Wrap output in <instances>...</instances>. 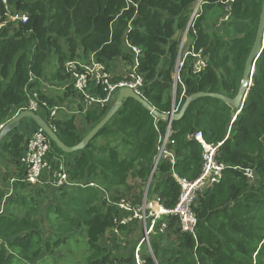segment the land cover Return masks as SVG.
Returning a JSON list of instances; mask_svg holds the SVG:
<instances>
[{"label": "trees", "instance_id": "trees-1", "mask_svg": "<svg viewBox=\"0 0 264 264\" xmlns=\"http://www.w3.org/2000/svg\"><path fill=\"white\" fill-rule=\"evenodd\" d=\"M199 1L8 0L12 11L25 13L28 19L9 21L0 29V130L27 107L34 92L51 108L78 101L65 68L69 60L85 61L94 56L109 69L118 59L133 65L127 42L143 50L139 72L145 80V99L160 112H168L174 98L181 39L177 34L186 29ZM263 1L202 0L188 39L195 42L197 51L203 50L208 65L195 74L192 57L187 58L180 72L182 83L176 87L177 101L185 90L180 108L188 96L201 91L229 98L237 95ZM4 12L0 0V16ZM227 15L230 20L222 22ZM51 64L55 68L47 73ZM45 83L64 84L66 88L54 95ZM80 111H84L82 105ZM107 111L108 107L88 109L85 120L91 127L86 131L78 127L76 116L51 118L49 111L40 114L61 141L74 146ZM166 128L167 121L157 119L138 101L125 99L110 122L81 151L65 153L50 139V168L42 172L41 182L31 184L24 179L28 167L22 158L31 135L39 128L33 123V129L25 133L15 126L0 142L2 181L8 182L7 187H0V264H62L66 255L54 257L59 246L67 247L83 237L89 249L76 264H114L109 247L113 227L131 234L140 221L117 225L115 218L122 213L107 203L103 192L122 187L134 203L142 204L158 139ZM173 129L171 145L177 156L173 168L178 176L193 180L201 172L203 147L188 138L198 130L207 142H222L219 159L227 167L221 181L207 189L194 207L198 216L195 236L182 232L176 217L163 216L168 230L178 234V243L163 260L159 245L152 240L157 263L264 264V49L238 114L224 101L197 98L181 119L173 121ZM61 167L68 183L53 185ZM248 167L256 172L254 182L243 173ZM151 184V193L158 194L166 208H174L181 187L168 161L160 163ZM44 186L51 200L43 208L35 202L36 193L46 192ZM163 235L157 238L161 240ZM147 259L148 264H156L152 256ZM132 261L133 254L126 264Z\"/></svg>", "mask_w": 264, "mask_h": 264}, {"label": "built area", "instance_id": "built-area-1", "mask_svg": "<svg viewBox=\"0 0 264 264\" xmlns=\"http://www.w3.org/2000/svg\"><path fill=\"white\" fill-rule=\"evenodd\" d=\"M3 5L5 7V12L4 16H0V29L6 26L9 21H27V14H20L12 11L8 0H3ZM201 6L202 0L197 3L191 15L190 25H194V20L199 16L202 9ZM189 28L188 26V30ZM127 46L132 51L134 64L128 67L122 74V78H118L106 64L97 61L94 59V56L85 61L75 59L66 62L65 68L70 74V79L73 83V91L77 93L79 97L78 103L84 107V111L90 108L102 110L109 107L113 103L118 91L123 87H129L137 94L144 97L143 87L145 85V80L143 75L139 72L140 56L143 54V50L128 42ZM188 57H192V70L195 74L204 71L208 65L203 50L200 49L197 51L195 42L188 39L186 31V33H183L179 43L177 65L174 73V98L171 109L165 112L166 114L173 115L178 113L181 109L180 105L182 98L185 96V90L177 101L176 87L178 83H182L180 72L181 68L185 66ZM46 85L49 86L48 83ZM50 87L52 88L53 85H50ZM60 87L61 89L66 88L64 84ZM99 89L103 92H100ZM25 109L32 110L36 113L49 111V116L51 118H56L62 115V113L68 114V109L65 105L60 104L51 108L48 102L42 101L39 94L36 92L30 97L27 107L22 110ZM173 131V121L169 120L167 121V128L164 135L159 136L158 139L156 154L153 159L148 183L144 189L145 196L142 204L139 206L135 205L129 199H120L114 203V206L122 213L115 218L117 225H128L133 220H139L143 226L142 236L135 245L133 261L130 264H148V255L152 256L155 263L158 264L153 253L151 241L154 235L164 234L169 228V223L167 220H163V216L176 217L181 231L195 236L198 226V216L194 207L199 197H201L207 189L215 186L221 181L224 170L227 167V164L219 159L218 150L222 142H218L217 144L209 143L206 141L203 133L198 130L195 133L189 134L188 138L196 139L203 147L201 172L193 180L178 176L173 168L177 161L175 150L171 145ZM31 136L27 151L22 158V161L28 167V172L24 179L28 183L37 184L41 182L40 176L42 172L50 168L48 154L51 151V141L49 136L41 129L36 130ZM162 161H168L170 163L172 166V175L181 187L179 199L175 207L171 209L163 205L158 194H155L153 198L148 201L149 187ZM242 170L250 182L255 181L256 172L254 169L248 167ZM57 177V180L53 183L54 185L62 186L68 183V176L63 167L60 168ZM100 189L102 190L101 187ZM147 208L150 209L149 216H147L145 212ZM145 248L147 250L146 252H144Z\"/></svg>", "mask_w": 264, "mask_h": 264}, {"label": "water", "instance_id": "water-1", "mask_svg": "<svg viewBox=\"0 0 264 264\" xmlns=\"http://www.w3.org/2000/svg\"><path fill=\"white\" fill-rule=\"evenodd\" d=\"M263 49H264V1L261 8L255 41L246 60L245 68L241 80V85L235 97L229 98L222 93H213L206 91L197 92L187 97L185 103L183 104V106L181 107L178 113L171 115L157 110L153 105H151V103L147 99L137 94L131 88L123 87L118 91L113 105L108 109L105 116L94 127H92L89 130V132L84 136L81 142H79L74 146H68L63 141H61L56 130L51 126V124L47 121V119L41 116L39 113H36L29 109L20 111L18 114L15 115V117H13L9 122H7L5 126L2 127V129L0 130V142L13 131V128L15 126L20 125L24 119H30L34 124L38 126L39 129L43 130L49 136V138L57 145V147L60 148L63 152L74 153L81 151L110 122V120L114 117V115L122 106L123 101L128 98H132L138 101L145 108L150 110L155 117H157L158 119H163L165 121H169V120L177 121L181 119L182 116L185 114L189 104L193 100L203 97H211L224 101L225 103L231 105L232 108L235 109L236 113L238 114L241 111L248 96L249 89L252 86V78L255 73L256 61Z\"/></svg>", "mask_w": 264, "mask_h": 264}, {"label": "rangeland", "instance_id": "rangeland-1", "mask_svg": "<svg viewBox=\"0 0 264 264\" xmlns=\"http://www.w3.org/2000/svg\"><path fill=\"white\" fill-rule=\"evenodd\" d=\"M190 19H191V17H190ZM228 20H230L229 16H225L222 22H225V21H228ZM189 21H188V26L190 28H192L193 25H190L191 23H189ZM188 26L183 31V33H186V31H187V34H188V32H189ZM225 26L222 29H224ZM182 34L178 33L177 34V38L180 39L181 38L180 36H182ZM128 64L129 63L124 62L123 60L118 59V60L112 62V65H111L110 69H111V71L113 73H115L117 75H120V74L124 73L128 69V67L130 66ZM54 68H55V65L54 64H51L50 67L46 70V72L49 73ZM115 68H117L116 71L114 70ZM48 85L50 86L52 84L48 83ZM39 114H40V112H39ZM40 115L41 116H44V114H40ZM78 124H79V122H78ZM79 125H80V129L82 128L81 131H86L88 128L91 127V126H89L88 123H86V125H85L84 121H82L81 124H79ZM85 126H87L86 129H84ZM32 127H33V123L31 122L30 119H24V121L19 126L20 130L22 132H25V133H28L29 130ZM99 142L100 143L104 142V139L101 138L99 140ZM3 163H5V160L3 161ZM2 169H3V167H2ZM2 171H4V170H2ZM2 171L0 170V187H7L8 186V182L2 181V174H3ZM43 183L48 184V183H46V181H43ZM150 190L152 191V184L149 187L148 201H150V199H152L153 196L155 195V194H152ZM48 193H50V192H49V190H47V188H46V192H43L42 195H38L36 193V197H37L38 200L36 199L35 205L36 206H39V207L42 205L43 208H44L46 206L45 203L47 201L51 200V198L48 196ZM103 196L108 201L107 203L108 204H112V205H114V203L117 202L120 199H129V200H131L134 203L133 198L122 187L115 188L111 192L104 191L103 192ZM144 196H145V194L143 195L142 201L144 200ZM134 204L137 205L136 203H134ZM14 207H16V206H14ZM145 212H146L147 216H149L150 209L147 208ZM21 214H23V213L21 212ZM118 216H120V215H118ZM142 231H143V226L141 225L139 227V229H138V232L139 233L137 232L136 235H127L125 233L124 234H121L122 239H126L125 241H126V245H127L126 247H127V250L128 251L133 250V248L135 247V245L137 244V242L140 240V238L142 236ZM154 236L157 237V235H154ZM110 246H114V244H110ZM119 247L121 248V250H123L125 248V247H123L122 244H120ZM88 249H89L88 243L86 242V239L83 237L80 240V242H76V241L70 242L67 245V247L59 246V248L56 250V253L54 254V257H60V256H62V253H63L66 256H65L64 261H62V264H76L77 261H79V260L82 259L83 255L85 254L84 252L86 250H88ZM146 251L147 250L145 248L144 249V252H146ZM60 264H61V262H60Z\"/></svg>", "mask_w": 264, "mask_h": 264}, {"label": "crops", "instance_id": "crops-1", "mask_svg": "<svg viewBox=\"0 0 264 264\" xmlns=\"http://www.w3.org/2000/svg\"><path fill=\"white\" fill-rule=\"evenodd\" d=\"M182 36H183V34H182ZM182 36H181V38H182ZM116 69L117 68H115L114 70L116 71ZM115 74V73H114ZM123 74V73H122ZM122 74H120V75H117V74H115L117 77H120V76H122ZM47 83H45V87L47 88V91H49V90H51V93L52 94H54V95H56V94H59V93H62L61 91H60V89H61V85L60 84H58V85H53V87L51 88V87H49V86H47L46 85ZM55 86V87H54ZM54 89V90H53ZM145 98V97H144ZM115 99H116V97H115ZM115 99H114V101H115ZM114 101H113V103H114ZM113 103L108 107V109L113 105ZM63 105H65L66 107H67V109H68V114H65V113H62V115H61V117H66V118H68V117H72V116H76V120H77V124H78V122H79V124H81V122L82 121H84V123H85V125H86V120H85V113H86V111H83V112H81L80 111V104L78 103V101L76 100L74 103H66V104H63ZM42 113L44 112V111H41ZM45 113V112H44ZM66 115V116H65ZM24 121V120H23ZM22 121V122H23ZM21 122V123H22ZM78 124V127L80 128V125ZM20 126V125H19ZM87 128V126H85V128L84 129H86ZM31 129H33V127L31 128ZM82 129V128H81ZM19 130H20V128H19ZM9 194L11 195L12 194V192H11V190L9 189ZM139 221V220H138ZM129 225V224H128ZM127 225V226H128ZM142 225V223L140 222V225L139 226H137V228H136V232H131V234H127V233H125V232H123V231H121V229H119L118 227H113V230H112V234H111V236H112V238H111V241H110V243H109V247H110V249H111V253H112V258L114 259V264H126L127 263V261H128V259H130V257L132 256V254H133V251H134V248H133V250H130V251H128L127 250V245H126V239H122V237H121V234H127V235H136L137 234V232H138V229H139V227ZM124 226H126V225H124ZM117 230V231H116ZM139 233V232H138ZM152 240H154V242H156L158 245H159V248L161 249L160 250V256H161V258L163 259V260H166V258H167V256H168V254H169V252L173 249V248H175L176 246H177V243H178V234L177 233H175V231H173L172 229H170V230H168L163 236H162V238H161V240H160V237H156V236H154L153 238H152ZM110 244H114V246H110ZM120 244H122L123 245V247H125L123 250H121V248L119 247V245Z\"/></svg>", "mask_w": 264, "mask_h": 264}, {"label": "clouds", "instance_id": "clouds-1", "mask_svg": "<svg viewBox=\"0 0 264 264\" xmlns=\"http://www.w3.org/2000/svg\"><path fill=\"white\" fill-rule=\"evenodd\" d=\"M157 118V117H156Z\"/></svg>", "mask_w": 264, "mask_h": 264}]
</instances>
